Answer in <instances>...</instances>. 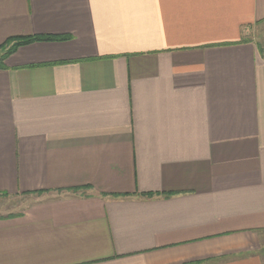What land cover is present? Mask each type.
<instances>
[{"label": "crops", "instance_id": "1", "mask_svg": "<svg viewBox=\"0 0 264 264\" xmlns=\"http://www.w3.org/2000/svg\"><path fill=\"white\" fill-rule=\"evenodd\" d=\"M264 0H0V264H264ZM74 188H80L73 191ZM128 195V196H126Z\"/></svg>", "mask_w": 264, "mask_h": 264}, {"label": "trees", "instance_id": "2", "mask_svg": "<svg viewBox=\"0 0 264 264\" xmlns=\"http://www.w3.org/2000/svg\"><path fill=\"white\" fill-rule=\"evenodd\" d=\"M70 36H27V37H10L2 44H0V69L7 68L5 66V60L8 56L13 54L21 46L32 44L35 42H51V41H65L68 40ZM260 54L264 57V47L258 46ZM80 188H74L73 191H78ZM0 196H6L5 194H0ZM128 196V195H126ZM15 217V216H9Z\"/></svg>", "mask_w": 264, "mask_h": 264}, {"label": "rangeland", "instance_id": "3", "mask_svg": "<svg viewBox=\"0 0 264 264\" xmlns=\"http://www.w3.org/2000/svg\"><path fill=\"white\" fill-rule=\"evenodd\" d=\"M250 37L258 46L264 47V21L250 28ZM25 205L29 206L25 198H2L0 199V214L18 212L10 215L19 216V212L25 210Z\"/></svg>", "mask_w": 264, "mask_h": 264}]
</instances>
